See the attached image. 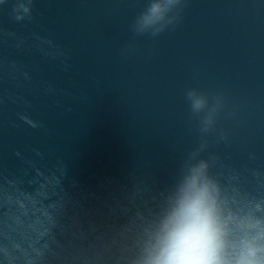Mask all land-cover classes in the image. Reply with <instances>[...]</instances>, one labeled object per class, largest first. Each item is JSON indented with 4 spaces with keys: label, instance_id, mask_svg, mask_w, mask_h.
Returning <instances> with one entry per match:
<instances>
[{
    "label": "clouds",
    "instance_id": "1",
    "mask_svg": "<svg viewBox=\"0 0 264 264\" xmlns=\"http://www.w3.org/2000/svg\"><path fill=\"white\" fill-rule=\"evenodd\" d=\"M31 3L19 0L14 9L17 20L30 18ZM185 4L186 0H150L132 28L138 35H159L178 21ZM187 96L192 100V112L204 113L200 130L207 133L223 98L217 96L209 106L203 93L190 90ZM204 147L201 144L191 155L196 156ZM208 168L204 160L191 167L175 207L131 264H264V201L244 212L225 211L220 187L208 176Z\"/></svg>",
    "mask_w": 264,
    "mask_h": 264
}]
</instances>
